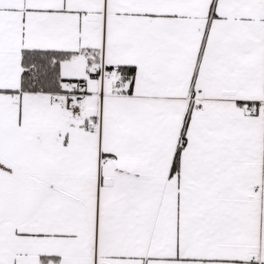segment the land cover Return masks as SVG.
<instances>
[{
    "label": "snow or ice",
    "instance_id": "obj_1",
    "mask_svg": "<svg viewBox=\"0 0 264 264\" xmlns=\"http://www.w3.org/2000/svg\"><path fill=\"white\" fill-rule=\"evenodd\" d=\"M0 264H264V0H0Z\"/></svg>",
    "mask_w": 264,
    "mask_h": 264
}]
</instances>
